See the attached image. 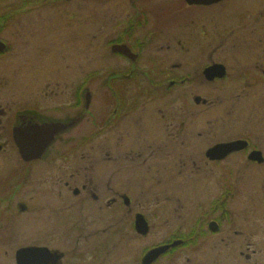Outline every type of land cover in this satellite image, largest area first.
<instances>
[{"label": "rangeland", "instance_id": "obj_1", "mask_svg": "<svg viewBox=\"0 0 264 264\" xmlns=\"http://www.w3.org/2000/svg\"><path fill=\"white\" fill-rule=\"evenodd\" d=\"M140 13L146 18V26L160 30L162 37L156 40L157 48H160L158 54L170 61L166 67L190 62L196 49L191 42L202 41L199 39L201 30L218 29L223 32L224 42L245 46L262 43L259 49L231 52L236 63L261 62L259 71H263L264 0H229L209 9L187 8L181 0H0V41L7 47L0 56V132L6 143L5 151L0 154V186L1 182L28 168L19 161L9 141L17 115L29 109L36 111L31 115L45 122L72 121L79 113L83 116L84 121L60 135L48 149V160L73 148L67 141L87 135L93 128V120L97 124L110 118L113 103L109 90L125 86L130 94L129 91L137 89L135 81L127 78L136 70L135 65L113 55L110 46L113 42H122L124 35L133 32L135 36L147 38V29L138 27ZM244 14L250 16V21L254 20L250 28H242L240 21L235 25L237 18ZM186 67L175 72L187 75ZM192 81L188 92L184 87L180 91L204 98L208 105L206 109L201 105L195 107L193 98L185 96L192 104L190 118L193 119L186 136L174 144H166L168 136L162 125L163 118L174 113L179 105L173 94L146 103L141 112L123 123L120 131L134 129L136 142L147 141V144H129L126 151V147L117 151L118 147L112 144L96 143L79 148L78 153L85 157H75L72 163L63 162L65 168L58 167L60 162L54 157L53 163L42 161L29 165L28 184L14 193L9 192V187L4 190L0 187V199L6 202L0 203V223L7 208H10L11 219L7 226L0 227V264H15L14 252L24 246L56 250L64 255L62 264H102V258L105 259L103 264H131L134 257L170 237L208 232L203 217L208 212L212 215L215 209L218 217L221 200L228 211L222 231L219 235L205 236L193 250L185 251V256H189L191 264L219 261L231 264L229 257H224V250L235 246L233 253L237 254V260L231 258L233 264H264L263 171L249 167L246 172L253 171L247 173L238 191V182L232 181L234 174L225 178L223 173L221 183L222 179L218 181L216 173L205 164L203 155L216 140L232 138H250L253 144L264 148V82L250 86L242 80L227 81L221 83L216 92L203 79L195 77ZM79 90L81 94L90 93L88 111L84 104L79 110L73 109L77 102L72 103L71 99ZM215 122L218 128L211 127ZM209 131L215 136L203 140V134ZM125 152L139 154L138 161L131 165L128 160L126 167L124 162L117 165L110 162L111 158ZM90 156L99 161L91 162ZM236 160L225 161L223 171L233 170ZM72 164L84 170L82 183L91 178V185L101 192L106 185L120 193L128 192L132 204L127 212L116 216L111 212L108 216L91 200L87 201L86 212L80 214L84 225H78L83 232L74 231L75 221L70 213L74 212L72 202L76 199L63 187L64 182L70 180ZM246 172L239 174L238 179ZM84 175L88 178H83ZM229 188L235 192L231 194L234 200L226 190ZM19 204L27 207L25 214L17 211ZM136 212L142 213L149 224L145 237L132 235ZM116 226L125 238H119L118 232L114 234ZM103 237L111 240V249L108 254L104 250L103 255L90 259L91 251L96 250ZM252 251H256V255L246 260L244 255H251ZM241 253L244 255L240 256ZM185 256L180 254V259ZM170 258L167 255L157 264H175Z\"/></svg>", "mask_w": 264, "mask_h": 264}, {"label": "flooded vegetation", "instance_id": "obj_2", "mask_svg": "<svg viewBox=\"0 0 264 264\" xmlns=\"http://www.w3.org/2000/svg\"><path fill=\"white\" fill-rule=\"evenodd\" d=\"M182 3L187 7V8H192V7H198L201 9H209L212 7H217L221 3H224L229 0H224L218 4L210 5V6H188L184 0H181ZM139 24L138 27L140 28L141 26L144 29H147L148 36L146 39H144L141 35L135 36V32H133L131 35L126 34L124 35V40L121 42H113L110 46V51L112 52V47L113 46H123L126 49H128L130 56L123 55L121 53H113V55L120 57L124 62H127L128 64L135 65L134 67L136 70H134L132 75L127 76L130 77V81H135L136 83V90L129 91L130 94H128L127 88L125 86L122 87V89H112L109 90L111 97H112V105L110 106L109 110V116L106 119L105 122H99V123H94L93 120V128L87 133V135L82 136L81 138L78 139H69L67 142L71 143L70 145L73 146V148H69L64 150L62 153L55 154L53 157L56 159V161L60 162V165L58 167H63L65 168L66 166L62 164L63 162H70L74 160L75 157H80L84 158L85 154H80L79 148L82 149L83 147H90L91 145H94L96 143H101V145L109 146V145H114L115 147H118L117 151L120 149V147H126L124 151H126L129 147V144H134V143H141V144H147V141H141V142H136V131L132 129L129 132H123L120 131L123 123L132 117H134L136 114L141 112L142 108L146 103L150 102H155L158 97H170L173 94L176 95V102H178V107L176 110H174V113H171L170 115H167L166 118H163L162 120V125L165 126V130L167 132V141L166 144H174L175 142L179 141L180 138H184L189 131V128L191 126V120L193 118H190V112L192 104L188 100V96L185 91L181 92V88L184 87V89L187 87H191V82L192 80H195V77L197 79H203L205 81V84L210 85V87L218 92L219 91V85L222 83H225L227 81H235L238 82L239 80L249 82L250 86L252 85H257L258 82H264V68L263 71H259L261 64H252V63H247L243 64L241 63H236L237 60L234 58V54L231 52V50L235 49H240L243 50L244 48L248 49H259L261 48L260 45L262 43H250L245 46L244 43H236V42H230V41H222L223 37V32L222 30H214V31H202L200 33L199 39H201V42H191V44H194L196 46L195 49V54L193 55L192 59L188 63H181L180 66H175L170 64L168 67V63H170L168 57H162L161 55L158 54L160 51V48H157L159 46V43L156 41L159 37L161 36L160 30H157L156 27L154 26H146L147 21L143 13L139 14ZM142 17V18H141ZM240 21L241 27L242 28H250L252 26L253 21H250V16L249 15H240L236 22L235 25ZM141 24V25H140ZM145 24V25H144ZM133 27H131L132 29ZM127 33V32H126ZM3 42V41H1ZM4 43V42H3ZM5 44V43H4ZM239 47V48H238ZM6 50L0 54L3 55ZM264 63V61H263ZM240 66L241 68H237L235 66ZM184 66H187L185 69V72H187L183 75H179V73L175 72V70H178L180 72L181 68ZM218 66H221L223 68V76H219L218 73H215L211 80H208L205 75V71L208 70L209 68H214L216 69ZM166 67V68H164ZM202 77V78H201ZM128 81V80H127ZM84 90V89H83ZM82 90V91H83ZM181 90V91H180ZM188 92V89H187ZM187 96V97H185ZM181 97H184L186 99H181ZM210 97V96H209ZM89 98H91L89 92H83L81 94V90L77 91L75 96L72 97L71 101L72 103H76L77 105L73 109L79 110V106L82 107L84 106V109L87 110L88 104H89ZM173 98V102H175V99ZM193 104L195 107H207L208 102L206 99H202L199 96H193ZM203 105V106H202ZM173 108V107H172ZM112 110V111H111ZM27 113H22L17 115V122L13 124L11 127L10 131V137L9 141L12 145V147L17 151L19 161L27 166L28 168H25V170H20V174L15 173L12 177L6 179L5 181L1 182V189H5V187H9V192L14 193L16 192L19 187H24L28 184L29 182V176H30V171H29V165L35 164L38 162L42 161H49V162H55L54 158L51 157L50 159L47 160V154L48 151L42 156L41 159L35 160L32 162H25L22 160L21 156L19 155L18 149L16 147L15 141H14V130L15 129H20V128H26L30 125H39V126H44V125H50V124H58L61 127V132L55 136L53 143L49 148L54 145L60 135H64L68 133L69 131L73 130L76 128L83 120V116H80V113L77 115L75 119L72 121H57V122H45L41 121L39 118H37L34 115H31V113H36V111H30L29 109H26ZM88 111V110H87ZM202 114L204 113L201 112ZM30 114V115H29ZM165 124H164V123ZM194 122V121H193ZM97 125V126H95ZM213 128H218V124L215 122ZM217 132V131H216ZM201 136V134H199ZM208 136H215L211 131L209 133L205 132L203 134V140H206ZM217 137V135H216ZM4 135H2V132H0V154H2L5 149H6V143L4 141ZM230 144H236L232 147V149L224 154L221 157H217L216 154H213L214 156L211 158L208 155V152L211 151V149L221 146V145H230ZM113 146V148H114ZM48 148V149H49ZM111 149V148H110ZM115 150V148H114ZM112 151V149H111ZM120 151V150H119ZM259 153V160L258 161H253L252 157H254V154ZM134 155V154H133ZM124 153L123 155H118L119 157L116 158L114 157L113 159L111 158L110 162L114 163L115 165L124 162L125 166H127L128 160L131 161V165L134 164V161L137 160V156L139 155H134ZM206 161L205 164L209 166L211 169L212 173L215 172L216 176L218 178V181L222 179L223 173L225 175V178H228L230 175L234 174L232 177L233 182H238V191H239V186L245 182L246 177L248 176L247 173H251L253 170H249L248 172L247 169L249 167L251 168H258L259 170H262L264 173V148L258 147L256 144H253L251 142L250 138H232L229 141H221V140H216L211 146H209L207 149H205L203 153ZM216 155V156H215ZM88 156V155H86ZM91 162H94L95 160H98L96 157H88ZM230 158H234L236 160L233 170L229 171H223V166L226 165L225 161H227ZM106 161V159H103ZM96 162V161H95ZM224 162V163H223ZM73 164L71 166V175H70V180L64 182V188L67 190V192H71L72 196L76 199L74 202H72V210L74 212L70 213V216H73V220L75 221V225L73 227V230L78 232L81 230L83 232V228L80 229L78 225H84L83 223L80 222V214L82 212H86V207L88 203L87 201H92L96 207H98V210L104 211L108 216L109 214L112 215L111 212L114 213L116 216L118 213H126L129 207L132 204L131 198L129 195H127L128 192L126 191H116L114 187L110 185H106L103 188V191L101 192L97 186H92L91 184L93 183L92 179H88L86 181H83V183L80 181V178L82 177V172L84 170L78 169L77 167H73ZM235 167H241V170H236ZM116 168V169H120ZM261 168V169H260ZM151 169V167H150ZM158 170V169H156ZM149 171V170H148ZM246 172L244 175H242L239 179L238 176L239 174H242ZM110 173V172H109ZM114 173V172H113ZM114 175H117V173H114ZM115 177V176H114ZM83 178H88V175H84ZM242 178V179H241ZM223 182V179L221 180V183ZM82 183V184H81ZM225 183V186L228 187L227 183ZM223 183V184H224ZM233 184V183H232ZM74 185V187H72ZM222 186H219L221 188ZM234 187V185H233ZM242 187H244L242 185ZM225 189V188H224ZM235 189V188H234ZM228 191V194L231 196L233 199V196L231 194H234L235 192L232 191L231 188L226 189ZM113 193V195H110ZM88 196L86 198L85 196ZM234 200V199H233ZM221 202V212L218 217L217 215V210L215 209L212 215H209V212L206 213L203 217L205 221V225H207V231L211 234L206 233H201L200 235L195 234V236L192 235H175L173 237H170L169 240H166L157 246L149 249L145 253L139 254L137 257L133 258V261L131 264H143V260L145 255L158 247L162 246H170V248L161 256H159L154 262L151 264H157L159 261L161 262L162 259H164L167 255L171 256L170 262H175V264H191L189 256H185V251L187 250H193V248L197 245L198 241H204L205 236L207 235H219V233L222 231V223L227 222V210L224 208L225 203ZM0 203H6L5 200L2 198L0 199ZM2 205V204H1ZM224 208V209H223ZM10 209V208H9ZM7 208V212H5L2 216V222L0 223V227H5L7 224L10 223V211ZM17 211H19L21 214H25L27 211V207L23 204H19L17 206ZM59 214V213H58ZM138 215H141L144 217V215L140 212L134 213L133 216V222H132V229L134 234L133 236H137L139 238L145 237L140 234H138L135 230V220ZM145 219V217H144ZM116 221V220H114ZM125 222V220H123ZM146 221V219H145ZM118 221H116L117 223ZM115 223V224H116ZM148 227L149 224L146 221ZM111 224V223H110ZM119 225V222L117 223ZM124 225V224H123ZM150 228V227H149ZM215 229V232L212 229ZM116 231L114 234L117 232L118 237L125 238V234H121L120 230L116 226V228L113 230ZM124 231V230H123ZM122 232V231H121ZM149 232V231H148ZM215 233V234H214ZM235 236L238 235V232H233ZM148 234V233H147ZM121 240V239H119ZM100 244L96 245V250L93 249L91 251V254L89 258L91 259V256L96 257L97 255L101 256L103 255V251L107 250L104 252L105 254H108V251L111 249V240L108 237H103L100 239ZM202 246H205L203 244ZM234 246V245H233ZM30 247H35V248H47L46 246H24L20 247L14 252V262L16 263V253L18 250L22 248H30ZM235 247V246H234ZM234 247H228V250H224L226 254L224 257H229V261L231 264H233V258H237V254L233 253L235 250H233ZM183 248H188V249H183ZM203 248V247H202ZM182 249V250H181ZM49 250V249H48ZM50 252H56L57 255L59 256V259L57 261V264H62V261L64 260V255L62 253H59L58 251H51ZM179 252V253H178ZM256 251H252L251 255H244L243 253L240 254V256H245L246 260H249L252 256L256 255ZM180 254L181 257L185 256V263L184 259H180ZM234 254V255H233ZM188 255V254H186ZM180 261L178 262V260ZM105 259L102 258V264L105 262ZM237 260V259H236ZM235 261V260H234ZM94 261L92 260V263ZM159 262V263H160ZM217 264H222L221 261L216 262ZM90 264V263H89Z\"/></svg>", "mask_w": 264, "mask_h": 264}, {"label": "water", "instance_id": "obj_3", "mask_svg": "<svg viewBox=\"0 0 264 264\" xmlns=\"http://www.w3.org/2000/svg\"><path fill=\"white\" fill-rule=\"evenodd\" d=\"M222 1L224 0H184L188 6H210ZM4 50L5 46L0 42V53L4 52ZM112 52L131 57L128 49L123 46H113ZM215 73H218L219 76H223V68L221 66H218L216 69L209 68L205 71L206 78L211 80ZM61 127L62 126L58 124H50L44 126L30 125L26 128L15 129L14 141L22 160L25 162H32L41 159L53 143L55 136L62 131ZM234 145L236 144L217 146L211 149L208 155L211 158L214 156L213 154H216L217 157H221L229 152ZM259 156V153L254 154V157H252L253 161L261 162V160L258 159ZM135 230L142 236L147 235L149 231V227L144 217L141 215L136 217ZM212 230L215 232L214 228ZM169 248L170 246H162L149 251L144 257L143 264H151ZM58 259L59 256L57 253L50 252L47 248H22L16 253L17 264H57Z\"/></svg>", "mask_w": 264, "mask_h": 264}]
</instances>
